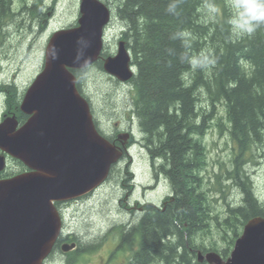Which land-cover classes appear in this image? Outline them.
Wrapping results in <instances>:
<instances>
[{
  "label": "trees",
  "instance_id": "trees-1",
  "mask_svg": "<svg viewBox=\"0 0 264 264\" xmlns=\"http://www.w3.org/2000/svg\"><path fill=\"white\" fill-rule=\"evenodd\" d=\"M107 1L118 2L117 18L126 27L121 40L136 68L131 86L141 143L171 193L161 206L144 205L133 226H114L89 247L101 249L116 236L107 264H207L198 260V251L226 259L245 224L264 217V204L246 169L256 153H264V22L251 34H234L228 23L234 15L232 0ZM42 2L35 0L33 17L46 15ZM11 11L12 0H0L2 22ZM193 59L201 62L195 68ZM73 72L81 92L83 70ZM11 98L15 115L25 122L28 115L14 91ZM220 110L224 119L218 117ZM212 128L227 132L234 152L230 167H221L223 177L218 175L207 190L202 173L207 169L205 137ZM10 176L0 173V178ZM231 189L240 200L226 204L223 214L213 202H226ZM64 229L52 255L62 243L72 242ZM216 237L226 247L220 248ZM86 247L65 253L64 264H84Z\"/></svg>",
  "mask_w": 264,
  "mask_h": 264
},
{
  "label": "water",
  "instance_id": "water-1",
  "mask_svg": "<svg viewBox=\"0 0 264 264\" xmlns=\"http://www.w3.org/2000/svg\"><path fill=\"white\" fill-rule=\"evenodd\" d=\"M78 26L56 31L46 48L42 72L30 85L16 116L0 124V173L9 157L28 170L0 179V264H44L63 234L56 203L99 188L123 151L97 129L89 101L80 93L74 70L96 63L104 48L111 9L100 0H81ZM125 42L104 62V70L122 81L135 73ZM76 243L64 244L69 252ZM207 264H264V217L250 219L229 257L203 254Z\"/></svg>",
  "mask_w": 264,
  "mask_h": 264
},
{
  "label": "rangeland",
  "instance_id": "rangeland-1",
  "mask_svg": "<svg viewBox=\"0 0 264 264\" xmlns=\"http://www.w3.org/2000/svg\"><path fill=\"white\" fill-rule=\"evenodd\" d=\"M101 1L112 11V20L105 30V46L110 51L106 49L109 52H102L101 57L104 58L108 53H116L121 33L126 27L117 18L118 2ZM34 2L35 0H12L13 15L4 19V22L0 20V124L5 117L7 119L17 112L16 104L11 98L13 91L21 104L27 89L42 72L46 48L53 34L78 26L81 0H43L40 10H45L46 15L40 17L32 15ZM81 70L83 92L91 101L95 118L99 121L101 130L104 129V134L111 137L110 132L116 128V124L125 128L132 123L133 128L137 129L135 138L142 142L144 137L138 130L133 113L132 86L119 85L99 62ZM218 117L225 118L223 110H220ZM205 144L207 169L202 173V177L208 190L216 184L218 175L223 177L221 167H230L234 150L227 132L222 133L218 128L209 130ZM126 153L123 151L119 163L112 168L109 178L98 189L72 200L68 205L57 204L64 218L66 236H71L72 242L76 240V249L88 246L85 248L87 251L82 253L84 264H107L105 261L114 243L116 244V236L110 237L109 242L101 249L93 251L89 246L97 245L114 226H133L142 213L139 209L142 208L141 205L151 203L161 206L171 193L169 182L157 176L150 154L143 144L132 146ZM20 163L11 159L6 174L15 175L22 172ZM246 169L251 173L255 192L264 204V153H256ZM224 184L231 185V182L226 180ZM216 197L221 199L219 195ZM227 199L226 202H213L223 214L227 208L226 204L236 205L240 195L236 189H231ZM215 241L220 248L226 247L220 237H216ZM64 254L60 249L58 253L51 255L45 264H64Z\"/></svg>",
  "mask_w": 264,
  "mask_h": 264
},
{
  "label": "clouds",
  "instance_id": "clouds-1",
  "mask_svg": "<svg viewBox=\"0 0 264 264\" xmlns=\"http://www.w3.org/2000/svg\"><path fill=\"white\" fill-rule=\"evenodd\" d=\"M231 6L234 9V15L228 23L232 26L234 34H251L258 23L264 22V0H232ZM175 8L176 4L173 3L168 10L174 12ZM209 8L213 12L216 11L212 6H209ZM191 63L195 68L201 62L193 59Z\"/></svg>",
  "mask_w": 264,
  "mask_h": 264
},
{
  "label": "flooded vegetation",
  "instance_id": "flooded-vegetation-1",
  "mask_svg": "<svg viewBox=\"0 0 264 264\" xmlns=\"http://www.w3.org/2000/svg\"><path fill=\"white\" fill-rule=\"evenodd\" d=\"M120 41H121V39L118 41V44H117V48H116V53H108V54H106L107 56L106 57H101L100 58V60L98 61L99 63H101L102 65H103V69H104V62H105V60L106 59H108V58H110V57H115L116 55H117V53H118V50H119V44H120ZM109 50L105 45H104V48H103V51L102 52H109V51H107V50ZM131 66L132 67H134L133 66V63H131ZM136 74V70H135V73H134V75ZM110 75V77L113 79V80H115L116 82H118L119 83V85H122V86H126V85H131V80L133 79V77H134V75H133V77L131 78V79H129L128 81H122V80H120L119 78H117L116 76H113V75H111V74H109ZM81 92L83 93V91H82V89H81ZM89 102H90V100H89ZM92 112H93V115H94V111L92 110ZM94 121H95V125H96V127H97V129L99 130V132L101 133V134H103V135H105L106 137H108L109 138V140L111 141V142H113L114 144H116L117 145V147H119L121 150H123L124 151V153L125 154H127L126 153V151H129V148L131 147V145H132V143H133V141H134V138H135V136H136V130L137 129H135V127L133 128V124L132 123H130L129 125H127L125 128H120L117 124H116V128H114L113 130H111V132H110V136L111 137H109L108 135H106V134H104V129L103 130H101V126H100V123H99V121L95 118V116H94ZM138 130H140V129H138ZM124 132V133H123ZM124 154V155H125ZM70 202H72V201H65V202H60V203H58V205H68V203H70ZM141 204V203H140ZM146 204H149V203H146ZM146 204H143V205H141L142 206V208L141 207H139V209L140 210H142L143 208H144V205H146ZM151 204V203H150ZM154 205V204H153ZM157 206V205H156Z\"/></svg>",
  "mask_w": 264,
  "mask_h": 264
},
{
  "label": "bare ground",
  "instance_id": "bare-ground-1",
  "mask_svg": "<svg viewBox=\"0 0 264 264\" xmlns=\"http://www.w3.org/2000/svg\"><path fill=\"white\" fill-rule=\"evenodd\" d=\"M80 6H81V2H80ZM131 57H132V55H131ZM132 63H133V59H132ZM133 66H134V65H133ZM134 67H135V66H134ZM135 75H136V74H135ZM135 75H134V76H135Z\"/></svg>",
  "mask_w": 264,
  "mask_h": 264
}]
</instances>
